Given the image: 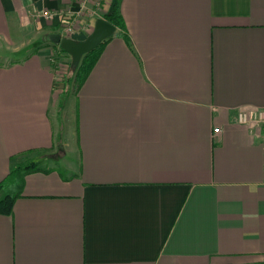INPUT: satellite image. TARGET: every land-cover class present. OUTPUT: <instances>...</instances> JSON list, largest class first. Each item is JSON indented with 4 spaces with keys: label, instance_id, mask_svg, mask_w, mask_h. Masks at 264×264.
I'll use <instances>...</instances> for the list:
<instances>
[{
    "label": "crops",
    "instance_id": "1",
    "mask_svg": "<svg viewBox=\"0 0 264 264\" xmlns=\"http://www.w3.org/2000/svg\"><path fill=\"white\" fill-rule=\"evenodd\" d=\"M84 1L0 0V264H264V0H122L76 91L45 39Z\"/></svg>",
    "mask_w": 264,
    "mask_h": 264
},
{
    "label": "trees",
    "instance_id": "2",
    "mask_svg": "<svg viewBox=\"0 0 264 264\" xmlns=\"http://www.w3.org/2000/svg\"><path fill=\"white\" fill-rule=\"evenodd\" d=\"M122 0H113L109 10L107 11L104 19L114 26L116 29L123 30L124 29V22L123 18L120 13V3ZM108 41L105 40L102 42L94 51L85 54L80 62L77 65H73L72 62L70 64V69L72 70V78H67V84L71 87L75 88L77 91L79 87L83 84L86 80L88 75L90 74L91 70L95 66L96 62L98 61L100 54L104 48V45ZM58 52L61 54H65V52L61 49H58ZM38 170V164L35 162H28L27 164L18 165L16 166L17 173L27 174L33 171ZM2 186L0 185V191ZM22 190V183H11V187L9 188V192L6 193L2 198H0V215L10 216L12 213L13 205L16 199L20 196Z\"/></svg>",
    "mask_w": 264,
    "mask_h": 264
},
{
    "label": "water",
    "instance_id": "3",
    "mask_svg": "<svg viewBox=\"0 0 264 264\" xmlns=\"http://www.w3.org/2000/svg\"><path fill=\"white\" fill-rule=\"evenodd\" d=\"M115 31L116 28L105 19H99L95 23L92 34L85 41L77 42L62 38L58 34L47 36L45 41L60 47L71 58L72 64L75 66L85 54L94 51L102 42L110 38Z\"/></svg>",
    "mask_w": 264,
    "mask_h": 264
},
{
    "label": "built area",
    "instance_id": "4",
    "mask_svg": "<svg viewBox=\"0 0 264 264\" xmlns=\"http://www.w3.org/2000/svg\"><path fill=\"white\" fill-rule=\"evenodd\" d=\"M72 3L79 5V9L73 13L75 14V18L82 19L85 15H88L86 8H85V1L84 0H72ZM96 7H99V2L95 3ZM97 12L91 13L90 16H94L95 14H99L100 10L97 9ZM41 17L45 19H52L53 15L51 13H43ZM73 25L69 24L66 25L64 28L65 33H71L73 31ZM66 54H64L65 56ZM55 63V61L53 60ZM61 78V79H60ZM58 78V71L55 72V82L56 84H60L59 82L62 81V77ZM234 122L238 125L245 126L248 128H264V110H251V111H238L236 116L234 117Z\"/></svg>",
    "mask_w": 264,
    "mask_h": 264
},
{
    "label": "rangeland",
    "instance_id": "5",
    "mask_svg": "<svg viewBox=\"0 0 264 264\" xmlns=\"http://www.w3.org/2000/svg\"><path fill=\"white\" fill-rule=\"evenodd\" d=\"M49 57L52 59V61L53 60L55 61V63L54 62L53 63L56 66L55 67L57 69L56 71H58V78L60 77L63 78L62 81L59 83L61 85L64 83L66 84L67 78H70V77L72 78V75H73L72 70L70 69V64L72 61L68 58V56H64V54L59 53L58 50L52 51V53L50 52ZM65 89H66L65 86L59 87L60 91H63Z\"/></svg>",
    "mask_w": 264,
    "mask_h": 264
}]
</instances>
